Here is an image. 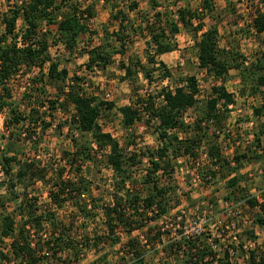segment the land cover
<instances>
[{
    "label": "trees",
    "instance_id": "16d2710c",
    "mask_svg": "<svg viewBox=\"0 0 264 264\" xmlns=\"http://www.w3.org/2000/svg\"><path fill=\"white\" fill-rule=\"evenodd\" d=\"M71 1L22 0L20 4L10 6L2 14L0 20L4 28L3 35L8 37L6 40H0V110L5 106L9 107L7 117L9 124L11 126L18 125L30 118L32 124L37 122L38 115L35 118L25 116L17 109L15 101L8 100L12 97L10 83L23 70L26 73L37 68L39 72H42L46 66L45 74L40 73V75L42 78L45 77L46 81L56 89L54 98L48 100V108L53 111L56 109L55 105L58 104L62 111L70 113L68 131L75 129L80 135L79 137L71 135L73 148L63 154L70 158V164L77 161H81V163L96 162L95 158L100 154L105 164L113 172L111 203L105 204L102 208L105 216L103 221L106 226L105 234L95 235L93 243L89 244L87 237H82L80 240L71 238L67 233L68 228H62L56 235L53 234L56 231L54 229L51 233V240H43L44 245L48 246L52 256L65 249H71L75 255H78V246L83 243L85 246L96 247L99 242L107 238H110L112 243H118L121 241L120 234L124 233L127 239L122 244V251L124 254L130 255L132 264H147L140 252L141 244L154 246V243L157 242L162 244L161 249L167 255L164 264H170L168 260L172 257L176 260L184 259L181 262L183 264H213L215 253L205 243L206 238H203L202 233L192 238L181 236L174 241L161 242L162 230L160 228L162 227H148L147 221H155L166 216L170 201L179 196L177 194L179 188L175 184L173 159L184 155L194 158L192 162H196L195 159L200 155L199 149L202 147L204 139L207 138L205 135L209 133L217 138L222 137L224 142L231 140L234 133L232 130L226 128L224 124L216 126L219 124L221 116L234 102V94L225 87L231 69L238 71L241 80L242 86L239 88V95L257 98L251 108L254 122L251 120L252 124L249 129L243 132L244 136L250 139L253 150L248 148L244 152H240V154L236 152L231 158H228L223 152L222 144H209L205 155L212 167L210 170L207 166L205 168L208 169V176L211 177L221 170L225 171L224 187L226 191L223 199L235 204L240 202L241 198L238 197L239 190L242 189L240 183L245 180V174L239 175L236 171L242 166L244 167L245 161L255 160L254 163H258L260 173L264 174V51L255 61L246 63L247 59L243 54L236 50L222 48L219 45L218 29L215 26L205 27L204 14L199 15L197 10L187 7L177 9V18L170 17L166 12L157 11L154 14V22L146 20L144 24L150 36L149 41L146 42V64H143L138 56L129 55L127 60H122L120 63V68L123 70V74L119 77L121 81L134 85L138 75L142 74L147 81L152 82L155 72L159 73L156 76L161 80L169 77L171 75L169 68L163 60H159L157 57L176 49L173 40L182 26L196 39L195 47L199 66L211 73L215 79L220 80V83L211 87V96L203 106L204 113L195 116L191 123L185 122V113L189 108L200 107L198 105L200 102L198 100L199 84L194 75L181 78V82L174 88L161 87L157 96L147 94L146 97H142L136 92L137 90H133L135 101L117 108L121 115L122 125L131 128L135 121L140 120L141 116L145 114L147 115L146 123L149 124L152 119L156 120L154 131L160 142L158 148L146 149L142 152V156L147 157L149 165L139 180L134 179L131 167L136 163V154L127 155L119 142L109 132L103 131L98 124V117L105 110L112 109L114 103L104 101L94 94L86 93L82 88L84 78L76 74L69 76L67 69L60 68V62L53 60L49 55L51 43L53 45L61 43L68 54L72 55L83 34L96 33L94 30L90 31L87 23V15L91 17L92 14L90 9H80L78 4ZM152 5L154 8L158 6L153 0ZM128 7L130 10H134L137 3L132 2ZM201 7L204 13L213 18L214 7L211 0H202ZM20 17L24 26L20 30L21 33L18 34L15 33V30ZM114 18L119 19L118 26L109 34L106 42L99 39L100 43L83 50L87 55L85 67L88 70L98 67L105 71L106 66L112 62L113 56L117 53L125 54L126 43L131 40L133 34L142 30L140 25H136L121 11H118ZM194 20L197 22L195 23ZM162 21L164 22L162 23ZM43 23L56 25V30L51 36L49 31L41 30ZM250 27L253 28L264 45V9L255 11ZM198 35L199 37H197ZM158 97L161 98V102L157 105L154 99ZM70 107L71 111L68 110ZM35 112L36 110L32 108L29 113L32 115ZM48 115L51 116L49 113ZM41 123L44 128L48 125L43 120ZM188 129L193 130L194 133L187 134ZM179 131L186 132L187 135L180 137ZM20 134V130L15 131L10 133L9 137L12 139L16 135L18 139ZM88 134L91 135V140L88 139ZM233 142L235 141L233 140ZM105 148H108L107 153L102 152ZM16 159V155H10L8 152L1 156L2 169L7 178L0 180V240L12 236L11 254L18 264H40L43 260V256L40 254L43 247L39 246V240L35 243V248L30 247L26 225L28 224L36 231L43 229L44 221H48L52 228H57V226L54 214L48 211L38 213L35 202H17L19 196L14 188L17 183L23 182L28 172L31 171L34 176L36 168L33 163L24 161L18 167L15 175L10 176L12 164L18 162ZM80 169L78 164L76 171L79 172ZM202 169L199 165L197 166L198 173ZM159 171L160 174H158ZM36 175L41 176L39 171ZM138 184L140 188H137ZM55 185L57 188L55 191L49 192V198L56 205H61L74 193L89 190V181L80 174L77 182L61 180L57 181ZM2 189H5L7 196L2 195ZM175 199L177 200V198ZM242 199L245 205L253 210L250 218L252 225L246 228L263 226L264 196L259 200L256 194H247L242 196ZM75 200L74 204L77 209L84 211L85 204H81L77 198ZM8 203L16 205L9 213L5 209ZM152 208H155V212L148 217L147 210H152ZM89 211L87 210L86 216L90 214H88ZM15 213L26 217L18 226L17 237L14 235L13 216ZM226 219L224 225L235 223L236 217L228 216ZM135 230L142 231V234L133 236L132 232ZM119 231L120 234H117ZM245 233L247 234L246 238L250 239L248 241L253 243V246L244 250L246 264H264V252H260L259 247L255 246L256 236L253 230H246ZM238 245L243 247L244 244L240 242ZM228 247L235 248L233 244L226 246L223 257L215 260L217 264H234L229 260L226 249ZM209 255L212 258L207 260L206 257ZM123 258L124 256H121V259ZM5 259H7L6 254L0 251V260ZM100 262L101 260H98L90 264H100Z\"/></svg>",
    "mask_w": 264,
    "mask_h": 264
},
{
    "label": "rangeland",
    "instance_id": "374dc122",
    "mask_svg": "<svg viewBox=\"0 0 264 264\" xmlns=\"http://www.w3.org/2000/svg\"><path fill=\"white\" fill-rule=\"evenodd\" d=\"M21 1L0 0V20L2 14L10 6L20 4ZM153 1L158 4L155 8L152 5V0H72L71 2L78 4L80 9H90L92 14L91 17L86 14L87 23L90 31L94 30L96 33L83 34L72 55H69L63 47L61 48L52 43L49 45V55L53 60L60 62V68L65 67L69 76L76 74L84 78L82 88L86 93L94 94L104 101L114 103L112 109L105 110L98 117V124L103 131L109 132L119 142L127 155L136 154V163L131 169L133 178L138 180L143 176L149 165L147 157L142 156V152L160 146L154 131L156 120L152 119L148 124L145 122L147 115L143 114L141 119L135 121L131 128H126L122 125L121 115L117 108L135 101L134 89L142 97H146L147 94L157 96L161 87L174 88L181 82V78L194 75L199 84L198 100L200 102L198 105L200 107L189 108L185 113V122L191 123L195 116L204 113L203 106L211 96V87L220 83V80L215 79L211 73L199 66L196 56V39L182 26H180V30L173 40L176 49L157 57V59L163 60L169 68L171 72L169 77L161 80L156 76L159 73L155 72L152 82L147 81L142 74L138 75L134 85L121 81L119 77L123 74V70L120 68V63L122 60H127L129 55L138 56L142 63L146 64L145 49L150 36L144 22L146 20L154 22V14L157 11L166 12L170 17L177 18V9L187 7L191 10H197L199 15L204 14L205 27L215 26L218 29L219 45L222 48L240 52L246 57V63L255 61L259 58L260 53L264 51V45L261 43L260 38L250 27L255 11L264 9V1L262 0H211L214 7L213 18L204 13L201 7L202 0ZM132 2L137 3L134 10H130L128 7ZM118 11L126 14L136 25H140L142 30L133 34L131 40L126 43L125 54L117 53L113 56L112 62L106 66L105 71L98 67L88 70L85 67L87 55L83 50L100 43L99 39L106 42V38H109V34L118 26L119 19L114 18ZM194 22L196 23L197 20H194ZM23 26V20L20 17L17 20L15 33H21L20 30L23 29ZM41 28L42 31H49L51 36L56 30V25L43 23ZM3 30L4 28L0 22V40L8 38L7 36L4 37ZM149 50L151 51V49ZM45 72L46 66L42 72H39L37 68H33L26 73L23 70L10 83L12 97L8 100L15 101L17 109L23 112L25 116L35 118L38 115V120L35 124H32L30 121L32 119L29 117L30 119H26L25 122L11 126L7 120L9 107L5 106L0 110V180L7 178L1 165L3 153L14 154L16 160H18V162L12 164L10 176L15 175L18 167L24 161L33 163L36 168L34 176H32L31 171L28 172L23 182L17 183L14 190L19 196L17 202H35V206L38 208L40 204H44L43 202L48 198L49 192L56 190L55 184L57 181L71 180L77 182L79 174L85 177L89 181V190L74 193L61 205L54 204L48 210V212L54 214L57 228H52L48 221H44V240H51V233L54 229L56 231L53 234L56 235L62 228H68L67 233L71 238L80 240L82 237H87L89 244H92L95 235H102L106 232V226L103 223L105 216L102 208L105 204L111 203L110 192L112 190L113 172L105 164L100 154L96 156V162L81 163V161H77L73 164L69 163L70 158L63 153L71 151L73 148L71 135L75 137L80 135L75 129L68 131L70 113L62 111L58 104L55 105L56 109L53 111L48 108V100L54 98L56 89L46 81L45 77H41L40 73L45 74ZM241 86L238 71L236 69L229 70L225 87L234 94L235 98L216 126L224 124L226 128L232 130L234 133L231 140L224 142L222 137L217 138L209 133L205 135L207 138L204 139L202 147L199 149L200 155L195 159L196 162H192L194 158L184 155L173 159L175 184L179 188L177 194L180 198L177 195L178 197H174L170 201L171 204L166 216L155 221H147L148 227H165L164 224L168 225L167 228H160L162 230L161 242L174 241L179 237L181 228H184V226L189 231H192L193 228H202L203 238H206L205 243L215 253L213 264H217L216 259L223 257L224 248L230 244H233L235 248L228 247L226 248L227 251L231 248L236 252L233 254L231 263L246 264V252L244 250L248 249L249 246H253V243L248 241L250 239L246 238V230H253L256 236L255 246L259 247L260 252H264V225L246 228L252 225L250 218L253 210L248 208L242 199V196L247 194H256L259 200L264 196V174L260 173L258 163H254L255 160L245 161L244 167L242 166L236 171L239 175L244 173L245 180L240 183L242 188L239 190L238 195L241 198L240 202L235 204L223 199L226 191L224 187L226 181L225 171L221 170L214 177L208 176V169L210 170L212 165L205 155L208 145L213 143L222 144L223 152L228 158H231L236 152L240 154L248 148L252 149L250 139L244 136L243 132L249 129L252 124L251 120L254 122L251 108L257 98L241 97L239 95ZM154 102L158 105L161 98H155ZM32 108L36 112L30 115L29 112ZM68 110L71 111L72 108L70 107ZM41 120L48 124L45 128L42 126ZM14 130L16 132L21 131L18 139L16 135L12 139L9 137L10 133L15 132ZM216 130L218 132V129ZM187 132L190 135L194 133L191 129H188ZM187 134L179 131L180 137ZM87 136L91 140V135L88 134ZM249 145L251 147H248ZM102 152L107 153L108 148H105ZM78 164L81 168L79 172L76 171ZM198 165L203 168L199 173L197 171ZM38 171L41 176L36 175ZM158 174H160V171ZM137 188H140L139 184ZM1 192L2 195L7 196L5 189H2ZM76 198L81 204H85L84 211L77 209L74 204ZM93 205H95V208H93ZM15 206V204L8 203L7 208H5L6 212H11ZM87 210H90L88 216H86ZM228 216H235V223L224 225ZM25 218V216L18 213L13 216L15 221L14 235L16 237L18 226ZM181 221L183 223H180ZM26 228H30V226L27 224ZM172 228L177 229L173 231ZM117 234H120V231ZM141 234L142 231L140 230L132 232L133 236H140ZM120 239V242L112 243L110 238H107L99 242L96 247L85 246L83 243L78 246V255H75L71 249H65L58 251L53 256L48 246L44 245L43 239H38L39 246L43 247L40 253L43 260L40 264H90L98 260H101L100 264H132L130 255L124 254L122 251V244L126 241L127 236L121 233ZM11 240L12 236L0 240V251L7 256V259L0 260V264H18V261L14 260L11 254ZM240 242L244 244L243 247H239L238 243ZM161 248L162 244L160 242L154 243V246L141 244L140 252L147 264H164L167 255ZM121 256H124V258L121 259ZM211 258L210 255L206 257L207 260ZM183 260H176L172 257L169 258L168 262L170 264H183L181 263Z\"/></svg>",
    "mask_w": 264,
    "mask_h": 264
},
{
    "label": "built area",
    "instance_id": "2783aa9c",
    "mask_svg": "<svg viewBox=\"0 0 264 264\" xmlns=\"http://www.w3.org/2000/svg\"><path fill=\"white\" fill-rule=\"evenodd\" d=\"M57 46H59L61 48L63 47V45L61 43L57 44ZM231 164H233V162H231ZM43 203L44 204H40L39 207H38V210L37 211L39 213L48 211L50 208H52L54 206V203H52V201L50 200L49 196L45 200V202H43ZM154 212H155V208H152V210H147V216L148 217L151 216ZM164 226L165 227H162V228H167L168 227L167 224H164ZM176 226H178V225L176 224ZM25 229H26V233L28 235V242H29L30 247L35 248L36 247V244L35 243L38 241V239L41 238V239L44 240V237H45L44 228L41 229V230H39V231H36L34 228H25ZM175 229H177V228H172L173 231H175ZM181 229L182 230H181V232L179 234V237L184 236L185 238H192L195 235H199V234L202 233V228H193L192 231H189L184 226V228H181ZM7 237L9 238V236H7ZM234 252L235 251H233V249H231V248L228 249L230 262H232V257H233Z\"/></svg>",
    "mask_w": 264,
    "mask_h": 264
}]
</instances>
